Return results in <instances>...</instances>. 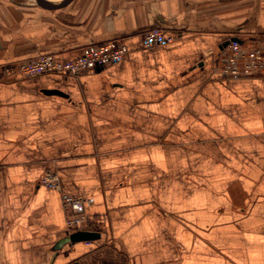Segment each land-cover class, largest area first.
I'll use <instances>...</instances> for the list:
<instances>
[{
  "label": "crops",
  "instance_id": "1",
  "mask_svg": "<svg viewBox=\"0 0 264 264\" xmlns=\"http://www.w3.org/2000/svg\"><path fill=\"white\" fill-rule=\"evenodd\" d=\"M61 1L0 0V64L128 51L0 78V264H264V77L214 75L227 40L264 38V0ZM155 26L174 39L145 48ZM48 170L92 198L90 243L55 248Z\"/></svg>",
  "mask_w": 264,
  "mask_h": 264
},
{
  "label": "built area",
  "instance_id": "2",
  "mask_svg": "<svg viewBox=\"0 0 264 264\" xmlns=\"http://www.w3.org/2000/svg\"><path fill=\"white\" fill-rule=\"evenodd\" d=\"M173 39L165 35L160 27L155 26L144 33L143 46L150 48L171 42ZM127 51V45L121 41H106L99 45L86 47L83 54L72 61L62 62L55 60L50 54H41L17 62L0 64V78L15 71H19L22 76L28 78L42 74L78 75L83 70H94L99 66L112 65L119 61ZM214 75L217 78L232 79L264 77V38L256 37L247 41L230 40L219 56ZM40 182L59 191L65 210V224L68 233L85 229L90 224L91 219L85 211V206L93 202L92 198L63 190L60 175L56 171L45 172Z\"/></svg>",
  "mask_w": 264,
  "mask_h": 264
},
{
  "label": "water",
  "instance_id": "3",
  "mask_svg": "<svg viewBox=\"0 0 264 264\" xmlns=\"http://www.w3.org/2000/svg\"><path fill=\"white\" fill-rule=\"evenodd\" d=\"M63 1H66V0H63ZM61 1V2H63ZM46 4L48 5H56L58 4V2L56 1H49V2H45ZM234 39H237L235 37L227 40L225 43H224V47L226 45H228L229 41L230 40H234ZM103 67V66H101ZM100 67H97V69H99ZM99 236V233L97 231H93V230H77V231H74V232H71V233H67V235L63 238H61L60 240H58L55 244V248L58 249V248H61L62 245H64L65 243H69V242H75V241H79V240H90L92 238H95Z\"/></svg>",
  "mask_w": 264,
  "mask_h": 264
}]
</instances>
